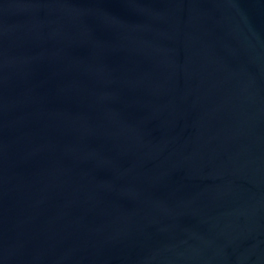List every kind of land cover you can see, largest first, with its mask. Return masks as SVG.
Segmentation results:
<instances>
[{"label":"water","instance_id":"95a60500","mask_svg":"<svg viewBox=\"0 0 264 264\" xmlns=\"http://www.w3.org/2000/svg\"><path fill=\"white\" fill-rule=\"evenodd\" d=\"M0 264H264V0H0Z\"/></svg>","mask_w":264,"mask_h":264}]
</instances>
